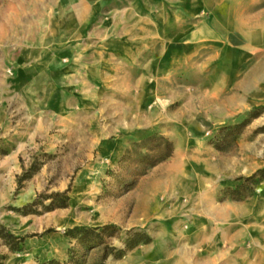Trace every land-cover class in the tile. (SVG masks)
I'll return each mask as SVG.
<instances>
[{"label":"rangeland","instance_id":"rangeland-1","mask_svg":"<svg viewBox=\"0 0 264 264\" xmlns=\"http://www.w3.org/2000/svg\"><path fill=\"white\" fill-rule=\"evenodd\" d=\"M83 1L0 0V264H264V0ZM28 50L72 95L14 86Z\"/></svg>","mask_w":264,"mask_h":264},{"label":"crops","instance_id":"crops-1","mask_svg":"<svg viewBox=\"0 0 264 264\" xmlns=\"http://www.w3.org/2000/svg\"><path fill=\"white\" fill-rule=\"evenodd\" d=\"M83 3V0H79V4ZM83 19L82 15L79 16V22L75 24L76 27L74 32L77 31L82 34ZM28 52L27 57L22 56L20 66L22 68L17 72L13 82L16 88L17 85H20V87L28 92V96H26V98H31L33 96L35 98H44V95H48L47 90L49 84L56 85L58 89L57 95H62V97H65V95H72L71 81L73 79L77 80L78 78L73 71H75L76 68H79V65L76 63L65 65L58 58L57 54H54L53 57H45V55L39 51L28 50ZM25 59L26 62L24 63ZM27 60H29V63H27ZM53 77L55 79H53ZM65 84H67V90L64 88ZM30 95L31 97H29ZM178 146V144L175 145V150L171 158L176 155Z\"/></svg>","mask_w":264,"mask_h":264},{"label":"trees","instance_id":"trees-1","mask_svg":"<svg viewBox=\"0 0 264 264\" xmlns=\"http://www.w3.org/2000/svg\"><path fill=\"white\" fill-rule=\"evenodd\" d=\"M244 124L245 122L240 123L237 126H235V128H241ZM155 136L156 135L150 136L149 138ZM160 138L163 139V137ZM173 152H174L173 142L168 139H165L164 151L161 153V155L158 158L151 159V156L148 155L147 159H149L150 161L149 163H147V166L148 167L155 166L158 163L165 161L166 159L170 158L173 155ZM68 193H69V189H67L62 193L58 192L51 195H43V198L41 199L42 201L40 199H36L34 202L30 203L29 205H26L21 210L24 213H33V212L37 213L39 212L38 211L39 204H42L45 210H53L55 208L67 207L68 201L70 199ZM49 198L51 199L50 203L45 205L44 201ZM1 228L2 229L0 230V236L5 240L7 245H9L10 248L13 250L19 249V246L24 241L25 237L15 236L14 234L6 231V229L3 228L2 226ZM116 228L117 226L114 224L105 225L103 227L75 226L73 228L68 229L66 231V234L73 238H77L79 241H82L83 243H85L86 241L93 242L91 244H93L92 246H95L102 243L103 234L105 232H108V230L110 229H116ZM137 236H139L137 239H134L127 243L128 249L133 248L139 242H148L150 240L149 236L146 233H137ZM45 264H62V263L59 262L58 260L51 259Z\"/></svg>","mask_w":264,"mask_h":264}]
</instances>
